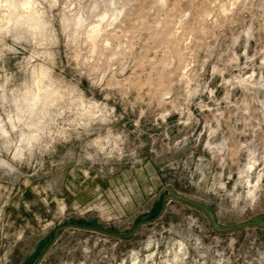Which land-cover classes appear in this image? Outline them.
<instances>
[{"label":"rangeland","instance_id":"374dc122","mask_svg":"<svg viewBox=\"0 0 264 264\" xmlns=\"http://www.w3.org/2000/svg\"><path fill=\"white\" fill-rule=\"evenodd\" d=\"M170 194L264 222V0H0V264H264Z\"/></svg>","mask_w":264,"mask_h":264},{"label":"water","instance_id":"95a60500","mask_svg":"<svg viewBox=\"0 0 264 264\" xmlns=\"http://www.w3.org/2000/svg\"><path fill=\"white\" fill-rule=\"evenodd\" d=\"M168 197H169V198H175V199L180 200V201H182V202H184V203H186V204H189V205L195 206V207H197V208H200V209L206 211V212L208 213V215H209V219H210L211 223L213 224V226H214L217 230L222 231V232L236 231V230H240V229H243V228H246V227H250V226H257V227H263V228H264V222L261 221V219H259L260 221H254V220H253V221H249V222H246V223H243V224H239V225H236V226H233V227H227V228L218 227L217 224L215 223L214 217L212 216L211 213H209V210H208L205 206H203V205H201V204H199V203H197V202H194V201H191V200H188V199H185V198L179 197V196H177V195H175V194H170ZM73 225H74V224H73ZM139 225H140V224H139ZM139 225H138V226H139ZM78 226H79V227H83V226H80V225H78ZM63 227H65V225H62L60 228H63ZM60 228H59V229H60ZM89 228H90V229H93V230H98V231H104V232H107V233H111L110 231L101 230V229H99V228H95V227H89ZM135 229H136V228H135ZM135 229H134V230H135ZM57 234H58V230L55 231V233H54V239H53L52 242L47 246V248L44 250V252L40 255V257L37 259V261H36L35 264H39V262L41 261V259H42L43 256L45 255L46 251H47V250L49 249V247L53 244L55 238L57 237ZM111 234H114V233H111Z\"/></svg>","mask_w":264,"mask_h":264}]
</instances>
